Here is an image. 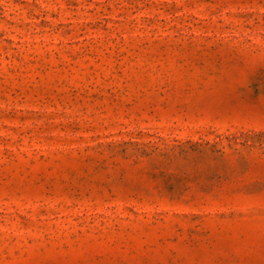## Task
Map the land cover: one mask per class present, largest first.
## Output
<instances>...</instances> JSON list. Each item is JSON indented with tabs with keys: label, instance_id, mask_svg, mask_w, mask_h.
I'll return each mask as SVG.
<instances>
[{
	"label": "rangeland",
	"instance_id": "rangeland-1",
	"mask_svg": "<svg viewBox=\"0 0 264 264\" xmlns=\"http://www.w3.org/2000/svg\"><path fill=\"white\" fill-rule=\"evenodd\" d=\"M0 264H264V0H0Z\"/></svg>",
	"mask_w": 264,
	"mask_h": 264
}]
</instances>
